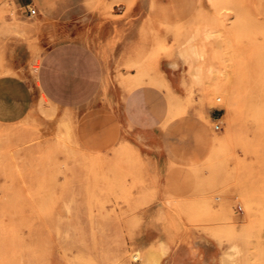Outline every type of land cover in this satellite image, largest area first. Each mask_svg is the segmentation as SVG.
<instances>
[{"label":"rangeland","instance_id":"obj_1","mask_svg":"<svg viewBox=\"0 0 264 264\" xmlns=\"http://www.w3.org/2000/svg\"><path fill=\"white\" fill-rule=\"evenodd\" d=\"M194 5L187 18L164 16L150 27L142 50L122 65L124 74L101 54L105 82L97 99L80 112H58L33 82L41 54L58 36L37 15L21 20L0 0V49L24 54L35 104L22 122L0 128V264H155L166 249L160 239L170 244L195 235L220 247L231 260L222 264H264V0ZM203 28L213 36L193 41L204 55L194 80L177 52ZM160 58L179 64L183 97L157 73ZM115 84L121 93L142 85L164 92L161 127L195 149L172 167L181 172L175 181L143 182L131 146L115 136L107 115L83 116L99 107L111 113ZM63 115L68 121H59ZM145 225L158 242L141 249L135 240ZM233 244L238 254L231 257Z\"/></svg>","mask_w":264,"mask_h":264},{"label":"crops","instance_id":"obj_2","mask_svg":"<svg viewBox=\"0 0 264 264\" xmlns=\"http://www.w3.org/2000/svg\"><path fill=\"white\" fill-rule=\"evenodd\" d=\"M8 1L21 20L32 17L27 10L35 8V15L43 27L58 36L41 54L33 80L37 96L58 112H80L97 99L105 82V62L101 54L108 56L113 70L118 67L124 74L122 65L142 50L141 43L150 27L156 29L164 16L167 21L183 20L195 8V0ZM23 55L15 47L0 49V128L3 130L32 114L34 97L25 77ZM170 63L160 58L156 71L169 83L171 91L183 97L181 69L179 64L172 67ZM133 73L130 70L128 74ZM122 91L115 84L111 113L108 108L99 107L83 111V116L89 112L107 115L116 126L115 136L123 134L131 146L143 182L166 184L175 181L174 177L181 172L172 167L179 168L195 149L191 143L173 140L171 131L161 127L167 115L164 92L144 85L125 93ZM114 100H117V107ZM150 214L151 207H146L143 210L145 223ZM153 231L151 226L145 225L135 240L136 245L147 249L156 244L158 240ZM159 242L166 249L155 264L231 261L205 236L195 235L170 244L162 239Z\"/></svg>","mask_w":264,"mask_h":264},{"label":"bare ground","instance_id":"obj_3","mask_svg":"<svg viewBox=\"0 0 264 264\" xmlns=\"http://www.w3.org/2000/svg\"><path fill=\"white\" fill-rule=\"evenodd\" d=\"M198 35H202L205 39H210L213 35L212 33L209 31L208 28H203L200 32H194L189 38L188 40L183 44L182 47H180L178 49V56L181 58V60L183 61V63L185 65L188 66V69H190V71L192 72V77L194 80H199L200 79V74L202 71V68L199 64H197V62L202 58V56H204L202 54V51H200V49H198L196 47V45L193 43V41L195 40V38ZM198 40V39H197ZM202 40V39H201ZM200 42V41H199ZM168 44L165 42H161L160 43V47L161 48H167ZM264 68V67H263ZM264 70V69H263ZM208 72H211V69H208ZM261 73V72H260ZM188 75V74H187ZM258 75V73H257ZM132 76V75H131ZM259 76V75H258ZM143 81V79H142ZM219 83V82H218ZM220 85V84H219ZM222 86V85H220ZM132 91V90H131ZM194 93V92H193ZM129 94V93H128ZM226 99V98H225ZM224 99V101H225ZM35 105V104H34ZM38 105V104H37ZM172 105V104H171ZM174 105V104H173ZM181 105V104H180ZM227 106V104H224V106ZM173 107V106H172ZM175 107V106H174ZM38 108V107H37ZM260 108V107H259ZM202 109V108H201ZM43 110V108H42ZM260 110V109H259ZM180 113V112H179ZM181 114V113H180ZM184 114V113H183ZM176 117V114H174ZM202 117V116H201ZM174 118V117H172ZM69 117L67 115H63L62 117L59 118V121H68ZM169 119H167L168 121ZM254 123H256V125H258L259 123L261 124V121L257 120ZM164 125V124H163ZM13 155V154H12ZM39 165V164H37ZM171 165V163H170ZM31 167V166H30ZM42 167V166H41ZM40 167V168H41ZM5 170V169H4ZM44 171V170H43ZM11 180V179H10ZM42 180V179H41ZM9 184V183H8ZM19 185V184H18ZM28 186V185H27ZM19 187V186H18ZM7 190V189H6ZM14 191V190H13ZM164 247V246H163ZM238 254V248L236 245L233 244V246L230 248V251L228 253H226V255H231L232 256H236ZM153 255H156L153 253ZM151 254V258L154 257ZM157 259V255L155 256ZM158 260V259H157ZM153 262V261H152ZM145 263V262H144ZM147 264V263H146Z\"/></svg>","mask_w":264,"mask_h":264},{"label":"built area","instance_id":"obj_4","mask_svg":"<svg viewBox=\"0 0 264 264\" xmlns=\"http://www.w3.org/2000/svg\"><path fill=\"white\" fill-rule=\"evenodd\" d=\"M27 12H28V15L29 16L35 15L36 14V9L35 8H29L27 10ZM214 129H219V125L218 124H215L214 125Z\"/></svg>","mask_w":264,"mask_h":264}]
</instances>
